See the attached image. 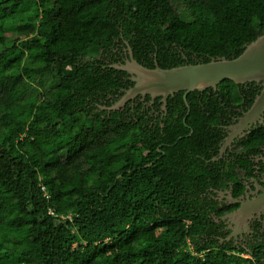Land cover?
I'll use <instances>...</instances> for the list:
<instances>
[{
  "label": "trees",
  "instance_id": "1",
  "mask_svg": "<svg viewBox=\"0 0 264 264\" xmlns=\"http://www.w3.org/2000/svg\"><path fill=\"white\" fill-rule=\"evenodd\" d=\"M263 8L0 0V264H264V235L233 248L215 220L227 208L206 206L240 171L202 158L254 82L176 92L152 124L141 96L107 108L133 85L111 66L123 48L148 68L231 59L264 33ZM249 139L264 141V128Z\"/></svg>",
  "mask_w": 264,
  "mask_h": 264
},
{
  "label": "flooded vegetation",
  "instance_id": "2",
  "mask_svg": "<svg viewBox=\"0 0 264 264\" xmlns=\"http://www.w3.org/2000/svg\"><path fill=\"white\" fill-rule=\"evenodd\" d=\"M129 52V47L123 48L121 52V55H124L123 62L129 58ZM263 83L264 80L254 82L252 85H243L246 91H249L252 86L253 92H256L258 88L259 92L253 96L250 105H248V101L242 99L234 108H228L229 113L226 112L224 117L219 120L218 126L221 133L218 138L208 141L206 144L208 147L203 149L205 153L203 157L201 156L211 166L215 164L223 170L240 171L238 181L221 182L218 188H209L210 200L206 206L211 216H213V210L227 208L222 215L215 218L223 223L222 229L225 233L223 239L231 242L233 248L242 247L246 251L250 250L249 244L255 243L259 237L264 235V205L257 206L246 217L245 215L234 217V212L240 203L257 198L264 189V141L249 139L252 133L264 128V110L257 118L244 125L242 120L260 94ZM243 96L246 97L245 94ZM145 98L146 96L139 99L144 101L146 116L149 117L148 122L152 124L161 119L165 107L163 108L161 99V104L156 107L153 105L154 99L145 100ZM207 155L209 156L207 157ZM239 158L243 160V163L239 162ZM210 161H213L214 164H211ZM246 168L252 172L251 175H244ZM210 205L213 208H210Z\"/></svg>",
  "mask_w": 264,
  "mask_h": 264
},
{
  "label": "water",
  "instance_id": "3",
  "mask_svg": "<svg viewBox=\"0 0 264 264\" xmlns=\"http://www.w3.org/2000/svg\"><path fill=\"white\" fill-rule=\"evenodd\" d=\"M129 58L123 63L111 66L129 74L133 85L126 89L123 95L108 109H118L137 96L155 99L160 97L165 107L169 95L183 91V99L194 90L203 91L207 88L216 89L217 85L228 79L235 84L259 82L264 80V33L245 45L237 56L227 59L224 56L211 59L209 62L186 64L172 68H148L134 59L129 49ZM102 108H105L102 106ZM264 110V83L260 94L251 108L245 113L242 124L257 118ZM264 205V189L257 198L240 203L234 212V217L248 216L257 206Z\"/></svg>",
  "mask_w": 264,
  "mask_h": 264
},
{
  "label": "clouds",
  "instance_id": "4",
  "mask_svg": "<svg viewBox=\"0 0 264 264\" xmlns=\"http://www.w3.org/2000/svg\"><path fill=\"white\" fill-rule=\"evenodd\" d=\"M241 255L244 256V257H245V256H246V257H250L249 255H245V254H241Z\"/></svg>",
  "mask_w": 264,
  "mask_h": 264
},
{
  "label": "rangeland",
  "instance_id": "5",
  "mask_svg": "<svg viewBox=\"0 0 264 264\" xmlns=\"http://www.w3.org/2000/svg\"><path fill=\"white\" fill-rule=\"evenodd\" d=\"M262 14H264V8H263V12H262ZM245 255H247V254H245ZM246 257V256H245Z\"/></svg>",
  "mask_w": 264,
  "mask_h": 264
}]
</instances>
